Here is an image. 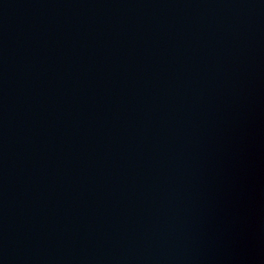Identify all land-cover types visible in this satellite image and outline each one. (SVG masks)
Returning <instances> with one entry per match:
<instances>
[{"label": "water", "instance_id": "1", "mask_svg": "<svg viewBox=\"0 0 264 264\" xmlns=\"http://www.w3.org/2000/svg\"><path fill=\"white\" fill-rule=\"evenodd\" d=\"M0 264H264V0H0Z\"/></svg>", "mask_w": 264, "mask_h": 264}]
</instances>
